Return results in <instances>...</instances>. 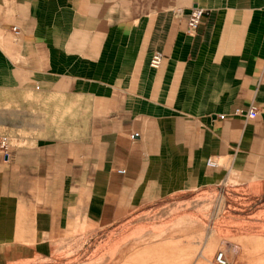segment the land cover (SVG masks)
I'll return each mask as SVG.
<instances>
[{
  "label": "crops",
  "instance_id": "1",
  "mask_svg": "<svg viewBox=\"0 0 264 264\" xmlns=\"http://www.w3.org/2000/svg\"><path fill=\"white\" fill-rule=\"evenodd\" d=\"M1 92L0 255L224 180L264 187V0H0Z\"/></svg>",
  "mask_w": 264,
  "mask_h": 264
},
{
  "label": "rangeland",
  "instance_id": "2",
  "mask_svg": "<svg viewBox=\"0 0 264 264\" xmlns=\"http://www.w3.org/2000/svg\"><path fill=\"white\" fill-rule=\"evenodd\" d=\"M3 100L1 92L0 132L12 136L3 127ZM219 252L226 264H264V187L224 180L173 194L116 222L76 226L36 248L4 253L0 264H217Z\"/></svg>",
  "mask_w": 264,
  "mask_h": 264
},
{
  "label": "built area",
  "instance_id": "3",
  "mask_svg": "<svg viewBox=\"0 0 264 264\" xmlns=\"http://www.w3.org/2000/svg\"><path fill=\"white\" fill-rule=\"evenodd\" d=\"M178 11L179 9L175 10L176 13ZM205 14H206V10L204 8L195 6L190 9L187 16L186 29H185L188 35L195 34ZM11 30L15 37L18 36L20 33L19 28L17 26H11ZM162 60H163V53L160 51H154L149 58L148 64L151 68H158L162 63ZM234 114L244 115L246 117H253L256 114V107L251 105L245 112L237 108L234 110ZM219 117L223 118L224 115L221 114L219 115ZM10 147H11L10 137L5 133H0V152L4 156H7ZM219 164H220L219 160L216 156L210 155L206 159L207 166L217 167ZM118 172L122 173L124 172V170L121 169L118 170ZM214 259L217 264H226V260L222 252L216 253Z\"/></svg>",
  "mask_w": 264,
  "mask_h": 264
},
{
  "label": "bare ground",
  "instance_id": "4",
  "mask_svg": "<svg viewBox=\"0 0 264 264\" xmlns=\"http://www.w3.org/2000/svg\"><path fill=\"white\" fill-rule=\"evenodd\" d=\"M182 255H183V253H182ZM185 255V254H184Z\"/></svg>",
  "mask_w": 264,
  "mask_h": 264
}]
</instances>
